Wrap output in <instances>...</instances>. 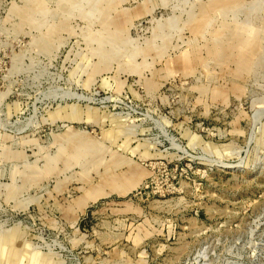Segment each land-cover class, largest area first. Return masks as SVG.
Segmentation results:
<instances>
[{"label":"rangeland","instance_id":"1","mask_svg":"<svg viewBox=\"0 0 264 264\" xmlns=\"http://www.w3.org/2000/svg\"><path fill=\"white\" fill-rule=\"evenodd\" d=\"M0 264H264V0H0Z\"/></svg>","mask_w":264,"mask_h":264}]
</instances>
